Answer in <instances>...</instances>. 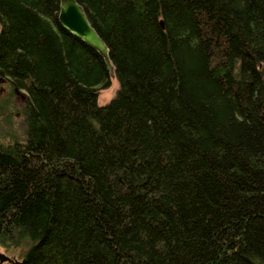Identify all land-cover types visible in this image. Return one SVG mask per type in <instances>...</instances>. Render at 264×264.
I'll list each match as a JSON object with an SVG mask.
<instances>
[{
	"label": "trees",
	"instance_id": "1",
	"mask_svg": "<svg viewBox=\"0 0 264 264\" xmlns=\"http://www.w3.org/2000/svg\"><path fill=\"white\" fill-rule=\"evenodd\" d=\"M74 1L118 84L104 106L109 72L59 0H0V77L24 98L0 135V248L264 264V0Z\"/></svg>",
	"mask_w": 264,
	"mask_h": 264
},
{
	"label": "water",
	"instance_id": "2",
	"mask_svg": "<svg viewBox=\"0 0 264 264\" xmlns=\"http://www.w3.org/2000/svg\"><path fill=\"white\" fill-rule=\"evenodd\" d=\"M57 22L59 26L94 49L103 59L108 72L112 66L107 58V49L88 23L82 9L74 0H59ZM23 264L24 259L15 260L0 253V264Z\"/></svg>",
	"mask_w": 264,
	"mask_h": 264
},
{
	"label": "rangeland",
	"instance_id": "3",
	"mask_svg": "<svg viewBox=\"0 0 264 264\" xmlns=\"http://www.w3.org/2000/svg\"><path fill=\"white\" fill-rule=\"evenodd\" d=\"M118 90V84L117 81L113 75L112 72L109 73V78H108V85L99 90L98 94H97V105L98 106H104L105 104H107L111 99L114 98L116 92ZM23 96V94H22ZM12 103L14 106H18L20 104L23 103L22 102H18L17 104H14L11 100V98L9 96H5L4 94L0 95V135L7 137V133H10L13 131L15 125L13 124H17L15 120H12V124H9L8 122V118L9 116L12 114H15V111H11L9 110V103ZM15 118H18L17 116H15ZM14 122V123H13ZM13 127H11V126ZM0 253L9 257V258H14L15 260H20V253L21 250H12V249H3L0 248ZM3 264H7V263H3Z\"/></svg>",
	"mask_w": 264,
	"mask_h": 264
},
{
	"label": "flooded vegetation",
	"instance_id": "4",
	"mask_svg": "<svg viewBox=\"0 0 264 264\" xmlns=\"http://www.w3.org/2000/svg\"><path fill=\"white\" fill-rule=\"evenodd\" d=\"M4 94L12 99L14 104L18 102H24V98L20 91H17L14 87H11L10 81L7 78L0 77V95Z\"/></svg>",
	"mask_w": 264,
	"mask_h": 264
}]
</instances>
